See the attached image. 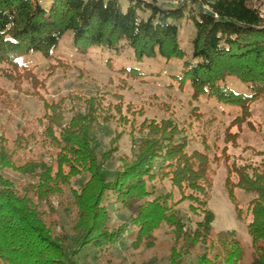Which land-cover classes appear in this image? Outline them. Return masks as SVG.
<instances>
[{
    "label": "trees",
    "instance_id": "16d2710c",
    "mask_svg": "<svg viewBox=\"0 0 264 264\" xmlns=\"http://www.w3.org/2000/svg\"><path fill=\"white\" fill-rule=\"evenodd\" d=\"M183 18L194 26L189 55L177 37ZM67 32L81 52L94 46L118 53L131 49L137 60L180 59L175 78L180 86L188 84L194 99L214 98L239 107L242 116L251 103L264 101V13L249 0H184L170 7L155 0H0V64L14 71L19 72L21 55L50 57ZM20 74L36 82L28 70ZM230 77L245 84L247 93L232 91L226 83ZM74 98L83 106L67 108L63 98L42 100L39 134L50 138L52 162L28 156L29 140L38 133L11 141L0 134V264H84L89 259L121 264L114 260L115 250L152 247L161 227L171 237L168 264H240L234 231H219L215 243L209 240L214 219L206 198L210 158L188 150L182 128L168 118L141 124L130 152L108 167L117 135L109 143L112 149L103 150L97 139L105 119L101 99ZM66 111L73 112L69 118ZM4 169L21 178L6 177ZM226 169L229 198L234 199V188L252 195L246 225L252 264H264V161L233 160ZM164 178L177 198L152 183ZM67 195L60 208L74 213L68 228L52 203ZM185 201L200 219L182 210ZM215 247L219 251L210 254Z\"/></svg>",
    "mask_w": 264,
    "mask_h": 264
},
{
    "label": "rangeland",
    "instance_id": "374dc122",
    "mask_svg": "<svg viewBox=\"0 0 264 264\" xmlns=\"http://www.w3.org/2000/svg\"><path fill=\"white\" fill-rule=\"evenodd\" d=\"M155 1L170 7L184 0ZM249 1L264 13V0ZM178 25L179 46L189 55L193 21L183 18ZM181 67L182 61L177 58L166 60L157 56L137 60L131 49L118 53L115 49L91 46L81 52L72 45L71 34L67 32L48 58L39 52L19 56V72L5 63L0 64V134L11 141L16 136L25 138L38 133L37 137L29 140L28 156H35L38 160L41 156L43 160L52 162L48 156L53 150L50 138L45 133L43 137L39 134L44 111L42 100L49 103L63 98L68 108L83 106L74 97H99L103 109L100 114L105 118L97 132L102 149H112L109 143L117 135L116 150L112 152L113 163L108 165L112 167L120 155L133 148L141 124L170 119L185 133L189 151L197 149L210 158L212 183L206 198L214 219L209 240L215 243L219 231H234L242 251L239 263L252 264L255 253L246 226L250 219L247 202L252 195L234 188V199H230L224 181L226 167L233 160L238 164L264 161V101L251 103L248 114L242 116L239 107L222 104L214 98L201 95L194 99L188 84L180 86L175 78ZM23 70H28L36 82L22 76ZM226 83L234 92L248 91L245 84L234 78H227ZM72 113L66 111L65 115L69 118ZM2 172L13 180L21 178L10 169ZM152 183L161 187V192L168 191L177 198V191L168 179H155ZM67 198L68 195L54 197L52 203L58 211L61 210L68 228L73 223L74 213L68 211L65 214L62 209L66 208H60V202ZM187 203L182 204V210L189 218L200 219V214L194 215L187 210ZM170 239L169 230L161 227L154 232L152 247L122 248L120 252L117 249L113 252L114 260L121 264H168ZM218 251L215 247L210 254ZM96 263L89 259L84 264Z\"/></svg>",
    "mask_w": 264,
    "mask_h": 264
}]
</instances>
